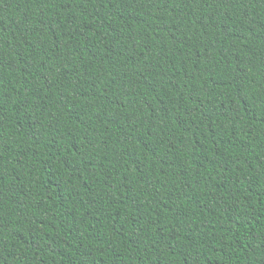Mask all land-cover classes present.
<instances>
[{
  "label": "trees",
  "instance_id": "1",
  "mask_svg": "<svg viewBox=\"0 0 264 264\" xmlns=\"http://www.w3.org/2000/svg\"><path fill=\"white\" fill-rule=\"evenodd\" d=\"M0 264H264V0H0Z\"/></svg>",
  "mask_w": 264,
  "mask_h": 264
}]
</instances>
